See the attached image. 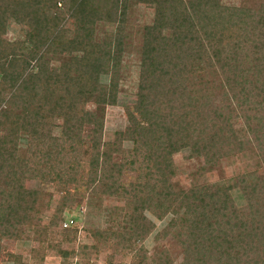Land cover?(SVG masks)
I'll return each mask as SVG.
<instances>
[{"label":"trees","instance_id":"trees-1","mask_svg":"<svg viewBox=\"0 0 264 264\" xmlns=\"http://www.w3.org/2000/svg\"><path fill=\"white\" fill-rule=\"evenodd\" d=\"M222 1L0 0V264L5 242L35 241L38 264L46 251L62 264L77 255L62 248L78 237L75 221L63 219L70 188L122 204L111 214L118 230L101 233L114 243L104 264L119 254L130 264H174L159 242L169 236L179 264H264V0ZM145 3L152 23L135 28L130 12ZM101 24L113 33L99 35ZM11 25L21 34L8 42ZM133 37L135 104L125 129L104 141ZM184 149L202 162L188 189L172 181ZM239 152H255L253 171L227 185L205 177ZM30 182L62 196L45 225V194ZM148 216L170 217L151 254ZM7 261L24 264L12 253Z\"/></svg>","mask_w":264,"mask_h":264},{"label":"rangeland","instance_id":"rangeland-1","mask_svg":"<svg viewBox=\"0 0 264 264\" xmlns=\"http://www.w3.org/2000/svg\"><path fill=\"white\" fill-rule=\"evenodd\" d=\"M243 0H223L222 2L226 5L239 6ZM252 1V0H250ZM131 24L136 27H144L152 23L154 16V7L151 4H137L132 7ZM21 28L17 25H11L7 32L5 39L8 42H12L15 39L20 38ZM113 26L99 25L98 33L102 35L104 32L113 33ZM134 37L126 41L125 53L123 55L122 63V76L120 80V92L118 94L117 103L115 106H108L105 111L104 118V129L103 139L104 141H112L115 137V133L123 131L127 125L125 108L133 106L135 104V86L138 81L139 72V58L137 46L139 43ZM59 63H54L52 70L57 72ZM248 136H246L247 138ZM242 139V138H241ZM24 141L22 140V144ZM127 146V144H126ZM259 158V157H258ZM118 161V157H116ZM257 157L255 152H245L230 154L227 158L222 159L218 164L217 169L205 175L210 182L229 184L239 174L249 173L256 168ZM174 165L176 166L175 175L172 181L179 185L182 189H188L194 180V174L201 167L202 162L191 158V153L188 149H184L176 154L173 158ZM135 179V175L130 174L125 178L124 182L128 183ZM195 181V180H194ZM29 188L34 190H43L44 204L47 205L45 209L41 211L42 225L48 222L49 213L55 209L61 195L58 193L54 185L47 184L40 186L37 182H30ZM237 192V191H236ZM69 194L74 198L73 202H68V207L65 209L63 214L64 223L69 224L71 220H74L78 229V237L75 243L69 245H63L62 248L66 251H76L77 255L71 257L68 260V264H83L85 261H89V264H104L113 252V238H110L107 234L104 236V232L111 228L113 231L119 228V218L112 217V213L117 212L122 206L121 202L115 198L99 196L93 199H89L85 196V192L80 190L76 193L73 188L69 189ZM237 194V193H236ZM235 193L233 194L236 204H242L237 199ZM245 204V202H244ZM239 206V205H238ZM240 207V206H239ZM119 212V211H118ZM155 226L154 232L144 242L145 249L149 254L154 251L157 247L155 243V237L160 234L163 228L168 224L169 218L167 217L163 221H157L152 217L148 216ZM100 233L103 241H99L96 233ZM103 233V234H101ZM95 234V236H94ZM59 239L58 236H56ZM172 236L167 239H160V247L168 250L174 264H179L182 260V255L178 246L171 241ZM38 244L35 241H24V242H5L2 251V264H9L7 257L9 254L15 256H21V262L24 264H38L39 257L35 258L32 256V251L36 250ZM112 247V249L110 248ZM81 248L86 250L80 253ZM131 256H125L119 254L114 264H130ZM42 264H62L61 259L54 252H47L44 255Z\"/></svg>","mask_w":264,"mask_h":264},{"label":"built area","instance_id":"built-area-1","mask_svg":"<svg viewBox=\"0 0 264 264\" xmlns=\"http://www.w3.org/2000/svg\"><path fill=\"white\" fill-rule=\"evenodd\" d=\"M71 222H69V224H70Z\"/></svg>","mask_w":264,"mask_h":264}]
</instances>
